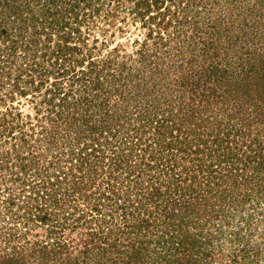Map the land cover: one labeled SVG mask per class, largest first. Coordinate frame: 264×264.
<instances>
[{
	"label": "rangeland",
	"instance_id": "rangeland-1",
	"mask_svg": "<svg viewBox=\"0 0 264 264\" xmlns=\"http://www.w3.org/2000/svg\"><path fill=\"white\" fill-rule=\"evenodd\" d=\"M181 125L211 145L230 138L239 157L264 142V0H0V264H96L79 254L83 221L64 230V217L100 194L117 218L136 217L157 173L140 164L171 154L159 132L176 140ZM80 171L102 174L99 185L57 184ZM257 199L250 218L229 215L235 233L223 226L200 264L264 261Z\"/></svg>",
	"mask_w": 264,
	"mask_h": 264
},
{
	"label": "trees",
	"instance_id": "trees-1",
	"mask_svg": "<svg viewBox=\"0 0 264 264\" xmlns=\"http://www.w3.org/2000/svg\"><path fill=\"white\" fill-rule=\"evenodd\" d=\"M194 117L193 114L189 118ZM88 126L93 132L98 127L97 123ZM175 128L179 132L176 140L172 127L169 130L171 133L167 132L168 126L165 132H159V138L163 137L162 140L159 139L160 146L171 154H165L166 157L151 154L148 163L140 164L144 168H150L151 163L156 161L157 165L154 164L153 167L157 169V173L151 175L149 172V178L152 177L153 182L151 187L147 185L143 206L137 201L133 203L134 210L138 212L136 217L132 211V218L128 217V213L117 218L112 208L116 204L104 207V196L100 194L96 196L93 204H88L87 211L75 206L74 213L62 219L61 226L64 230L71 217L73 222L83 221L81 224L86 232L81 233L84 246L79 250V254L86 256L85 261H89L88 258L91 257L97 258L96 264H200L213 254L212 247L210 251L207 249L211 245L214 246L223 226L227 224L235 233L236 226L230 222L231 214L237 218H250L252 214L246 213V203L251 201L253 196L257 197V200H264L261 195L264 193L263 141L256 139L253 142L255 155L247 156L245 153L239 157V152L229 146L230 138H222L223 143L220 145V140L216 138L213 140L215 147L226 145L223 148L224 154L217 155L213 144L211 145L213 135L205 138V135L202 136L189 128L185 129L182 125ZM82 131L83 129L77 133L81 136ZM226 133L230 136L229 132ZM97 141L98 144H92V152H96L102 145L100 140ZM104 159L102 158V161ZM95 168L98 172V166L95 165ZM132 169L134 168L129 170L130 174ZM164 170L169 173L165 174ZM100 176L102 174L98 173L93 176L88 173L85 175L82 171L65 173L62 179H57V184L61 186L71 182V186L76 187L73 191L75 193L76 189H82L79 186L90 188L97 185ZM42 182L44 185L50 184L44 178ZM163 188L167 192H164ZM128 195L130 196L129 191ZM96 213L103 215L96 218ZM48 217V213H45L43 222L49 221ZM71 229H76V226L72 225ZM59 246L61 252L69 251L68 244L66 246L59 243ZM249 257L246 253L244 263H241V260L240 264H264L261 257L256 256V260H250ZM78 259L67 258L66 254L64 263L81 264ZM12 262L21 264V260ZM238 262L237 255L230 260L233 264Z\"/></svg>",
	"mask_w": 264,
	"mask_h": 264
}]
</instances>
